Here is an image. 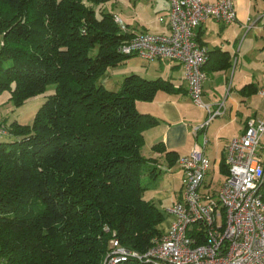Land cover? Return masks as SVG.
Returning <instances> with one entry per match:
<instances>
[{
  "label": "trees",
  "instance_id": "1",
  "mask_svg": "<svg viewBox=\"0 0 264 264\" xmlns=\"http://www.w3.org/2000/svg\"><path fill=\"white\" fill-rule=\"evenodd\" d=\"M113 1L0 0V94L18 107L53 87L30 125L3 123L0 264H102L111 239L145 253L162 234L165 212L141 185L162 172L143 155L159 120L136 102L173 87L137 74L105 86L135 56L118 51L135 35L106 10ZM152 150L177 164L160 143ZM259 193L264 203V183Z\"/></svg>",
  "mask_w": 264,
  "mask_h": 264
},
{
  "label": "built area",
  "instance_id": "2",
  "mask_svg": "<svg viewBox=\"0 0 264 264\" xmlns=\"http://www.w3.org/2000/svg\"><path fill=\"white\" fill-rule=\"evenodd\" d=\"M166 1L167 33L135 35L118 51L147 62L182 64L188 96L193 104L208 112L204 123L195 128L197 133L220 114L202 101L207 79L203 67L209 51L197 41L198 28L208 18L224 24L234 22V0ZM116 21L121 24L118 18ZM262 30L264 45V22ZM8 135L7 128L0 125V139ZM263 135L264 120L248 119L243 134L226 146L224 163L228 174L216 191L210 190L211 184L206 186L211 161L205 154V140L203 147L178 157L182 175L180 199L164 211L170 221L160 238L145 253L111 239L102 264L129 260L151 264H264V203L259 193L264 183V164L257 160L259 148L264 151Z\"/></svg>",
  "mask_w": 264,
  "mask_h": 264
},
{
  "label": "crops",
  "instance_id": "3",
  "mask_svg": "<svg viewBox=\"0 0 264 264\" xmlns=\"http://www.w3.org/2000/svg\"><path fill=\"white\" fill-rule=\"evenodd\" d=\"M113 8L114 11H107L116 16L132 35L167 33L169 4L166 0H115ZM234 8V22L224 24L208 18L198 28L197 41L210 52L203 67L207 79L203 85L202 101L211 110L220 112L202 131L194 132L204 123L208 112L193 104L188 96L182 64L160 60L146 62L133 56L105 82L106 87L116 89L124 76L137 74L148 80L161 78L173 87V92H158L151 102H136V109L140 113L159 120L158 125L143 133V155L150 159L151 165L161 169L162 181L172 183V193H168L172 197L171 204L180 199L179 192L175 191L177 186L179 191L181 188V170L177 164L169 167L164 152L152 150L154 145L160 143L166 151L180 157L195 147H203L205 140V154L209 159L213 158V166L206 179L208 186L216 163L224 162L227 144L243 134L248 119L264 120V0H234ZM161 17L164 18L162 22L159 21ZM217 52H224L225 57ZM3 123L8 125L4 120ZM261 147H264V135ZM257 160L264 164V151L261 148L257 152ZM147 192L146 200H157L154 198L157 194L152 192V198H147ZM169 221L165 215L159 228L166 229Z\"/></svg>",
  "mask_w": 264,
  "mask_h": 264
},
{
  "label": "rangeland",
  "instance_id": "4",
  "mask_svg": "<svg viewBox=\"0 0 264 264\" xmlns=\"http://www.w3.org/2000/svg\"><path fill=\"white\" fill-rule=\"evenodd\" d=\"M114 7H115V5H114ZM107 10L114 11L113 2L108 4ZM107 85L109 86V83ZM112 85H113V82H112ZM52 89H53V87L50 86L47 89V92L45 94L47 95L49 92H51ZM45 94H41V95L31 97V98L25 100V102L18 107H15L9 101V93L8 92H4V93L0 94V125L3 124V120L6 121L7 124H9L11 122H16L20 125H26V126L30 125L36 111L38 110V108L41 106V104L45 100V98H44ZM8 140H10V139L7 137L2 138V141H8ZM212 159H210L211 160V169L213 166ZM213 174H212L213 176L211 177L212 181H211V185H210V190L216 191L219 188L220 184L226 180L227 174L224 172H221L218 163H216V167H215ZM161 175H162V173L160 174V176ZM209 175H210V173H209ZM158 176L155 180L154 179L152 180L150 178H147L146 176H143L141 178V185L147 187V189H148L147 190L148 192L146 194L147 198H149L150 196H151L150 198H152V195H153L152 192L157 194L156 197H154L157 200H155L153 202L157 206V208H160L162 211H165L169 207L172 206V204H171L172 197L170 195H168L169 192L172 193L171 192L172 183H169L168 181H162L160 176L159 177ZM175 192L176 193L179 192V196H180L181 190L179 191L178 186L176 187Z\"/></svg>",
  "mask_w": 264,
  "mask_h": 264
}]
</instances>
